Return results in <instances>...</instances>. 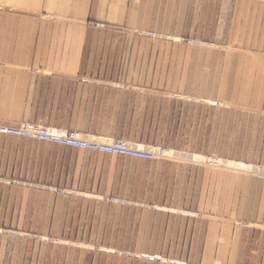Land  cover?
<instances>
[{"label":"crops","instance_id":"crops-1","mask_svg":"<svg viewBox=\"0 0 264 264\" xmlns=\"http://www.w3.org/2000/svg\"><path fill=\"white\" fill-rule=\"evenodd\" d=\"M259 113L264 0H0V124L174 154L0 135V264H264V181L192 158Z\"/></svg>","mask_w":264,"mask_h":264},{"label":"built area","instance_id":"built-area-1","mask_svg":"<svg viewBox=\"0 0 264 264\" xmlns=\"http://www.w3.org/2000/svg\"><path fill=\"white\" fill-rule=\"evenodd\" d=\"M0 135L32 139L64 147L114 154L140 160H171L174 158V154H169L170 152L163 148L139 146L123 139H112L109 141L86 139L80 132L54 129L31 123H24L19 126L0 124ZM214 161L218 160H210L208 161V165L218 167V162Z\"/></svg>","mask_w":264,"mask_h":264},{"label":"rangeland","instance_id":"rangeland-1","mask_svg":"<svg viewBox=\"0 0 264 264\" xmlns=\"http://www.w3.org/2000/svg\"><path fill=\"white\" fill-rule=\"evenodd\" d=\"M259 113L257 118V128L253 129V119H249L245 114H243V128H242V163L250 165L251 170L249 171H240L236 170V166H234V169L232 168H226L222 165L226 166V163L229 161H214L218 162V167L213 168H223L226 171H234L237 173H240L243 177L255 179L258 181H264V115H260ZM252 125V127H251ZM86 138V137H85ZM90 139V138H86ZM99 141H103L97 138H92ZM173 154V153H169ZM197 158V159H196ZM214 159V158H213ZM213 159H203L199 157H194L193 160L195 163L203 164L208 167H212L208 165V161ZM203 160V161H201ZM258 194H260V188H258Z\"/></svg>","mask_w":264,"mask_h":264},{"label":"bare ground","instance_id":"bare-ground-1","mask_svg":"<svg viewBox=\"0 0 264 264\" xmlns=\"http://www.w3.org/2000/svg\"><path fill=\"white\" fill-rule=\"evenodd\" d=\"M192 157V156H191ZM192 158H194V157H192ZM200 158V157H199ZM202 158V157H201ZM200 158V159H201ZM197 159V158H196ZM184 160V159H183ZM187 161V160H186ZM194 161V160H193ZM201 161H203V160H201ZM220 161L221 160H219L218 162L220 163ZM221 162H223V164H224V161H221ZM221 164V163H220ZM219 165V164H218ZM222 166H224V167H226V168H232V169H234V166H236V170H241V171H249V170H251V166L250 165H247V164H244V163H242V162H233V161H229V162H227L226 163V166L225 165H222ZM239 170V171H240ZM252 171V170H251Z\"/></svg>","mask_w":264,"mask_h":264}]
</instances>
